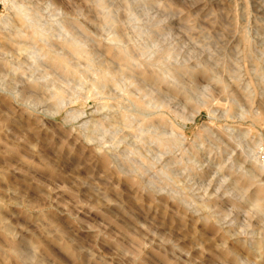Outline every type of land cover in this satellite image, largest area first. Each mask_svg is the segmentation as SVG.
I'll list each match as a JSON object with an SVG mask.
<instances>
[{
    "label": "rangeland",
    "instance_id": "374dc122",
    "mask_svg": "<svg viewBox=\"0 0 264 264\" xmlns=\"http://www.w3.org/2000/svg\"><path fill=\"white\" fill-rule=\"evenodd\" d=\"M0 264H264V0H0Z\"/></svg>",
    "mask_w": 264,
    "mask_h": 264
},
{
    "label": "bare ground",
    "instance_id": "6f19581e",
    "mask_svg": "<svg viewBox=\"0 0 264 264\" xmlns=\"http://www.w3.org/2000/svg\"><path fill=\"white\" fill-rule=\"evenodd\" d=\"M74 50H76V52H79V51H80L78 48H76V49H74ZM77 50H79V51H77ZM54 58H55V57H54ZM122 58L125 59V60H127V55L124 54V55L122 56ZM64 61H65V60L58 58L55 64H57V65L60 66V67L66 66L67 64H66ZM259 139H260V138H259ZM261 140L263 141V139H261ZM260 146H262V144H260ZM260 191H261V189H260ZM256 197H257V196H256ZM262 197H263V196H262ZM262 197H261V198H262ZM256 200H258V199H256ZM260 201L262 202L263 200H260Z\"/></svg>",
    "mask_w": 264,
    "mask_h": 264
}]
</instances>
